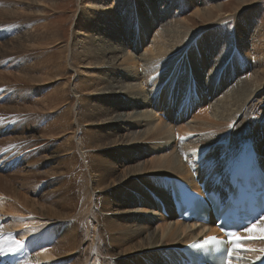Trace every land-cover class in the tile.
Here are the masks:
<instances>
[{"label": "bare ground", "instance_id": "1", "mask_svg": "<svg viewBox=\"0 0 264 264\" xmlns=\"http://www.w3.org/2000/svg\"><path fill=\"white\" fill-rule=\"evenodd\" d=\"M43 1L45 0H30L31 7L39 11L40 14L38 15L43 14L42 9H38ZM207 1L215 2V0ZM99 2L98 0V4L95 6L101 11H105L110 21L106 23L95 18L96 12H93L94 24L96 25L94 29L99 33L97 43L90 41L89 48H81L80 52H76L74 49L76 46L78 47L79 42L71 48L68 43L63 46L57 45L56 51L52 52L56 57L50 58L47 56L49 52L42 47L54 45L55 48V41L59 37H55L56 33H53V30L46 33L45 29L37 33L35 29V31L30 32V26L33 23L24 22L19 23L21 27L16 30V34L12 37L9 47L12 52L0 49V56H2L0 58L9 57L13 59L11 55L15 52L24 57L23 61L18 63L20 66L16 70L18 74L15 76L29 81L28 87H26L29 90L22 99L20 95L13 99V92L9 91V87L6 85L0 89L4 93V95H0L1 111L3 108L0 114V134L10 132V135L4 137L7 138V141L2 144L3 149L6 150L0 152V247L5 250V253L0 255V264H115L116 256L130 255L127 249L124 250L123 247L119 246V242L125 239L124 229L126 225L121 222L123 216L117 215L113 219L109 218L112 212L115 215L117 212H123L118 209L123 201L130 202V200H126L128 194L125 186L127 184H124L123 188L108 185L107 182L112 176L114 168H112L113 165L103 168L99 164V159H97L99 149H102L104 153L100 155L101 157L114 163L119 161L118 159L122 160L121 156H125L124 151L131 148V153L135 156L137 150L140 149L138 154L146 146L155 145L161 148L162 143L168 142L163 146L160 156L150 160L147 165L140 166V169L150 167L153 172L138 174L136 167L139 168L141 162L139 158L136 159L138 161L135 162L136 164L129 165L125 169L130 171L134 183L137 182L135 180L137 177L143 183L145 181L147 183V179H150L149 184H144L146 185L145 189L144 187L142 189L146 201L140 200L153 206L154 210L163 217L160 224L155 228L160 230L158 235L155 231L150 230L151 227L136 223L142 220L138 217L141 209L133 207V210L130 211L132 213V224L130 223V225L132 226L129 225L131 233L128 234V237L133 238L143 233L146 236V248L138 253L140 255H135L133 258L138 259L158 251L157 255L151 257L146 264H183V262H189L190 258L187 254L193 249L192 242L201 235L198 226L176 220L172 215L169 197L164 192V189L170 191L169 180L171 178L182 179L197 190L198 187L196 186L203 184L205 188H213L219 191V188L223 189L228 185L229 172L233 168V164L240 159L248 142H251L254 149L253 154L261 163L264 171V147H260L259 138L255 134H248L250 131L248 122L253 120V112L260 109L261 114H264V101L255 102L259 99V94L264 93V86L257 83L258 79L254 80L252 74L248 75L247 70L243 68L244 70L241 72L243 76L241 77V73L238 72L237 77H234V80L237 79V81L232 83L234 86L230 87L231 90L226 89L231 92L214 94L213 99L216 98V101L212 102V99L209 106L212 109L211 114L208 110L209 107H205V94L202 92L203 84L198 82L192 95L187 88V78L191 77L188 70L179 72L181 70V65L179 66V62L182 60L181 56H183L182 61L185 66L191 68V74H196L199 77L204 69L203 66L200 69L198 61H195L192 56L193 45L189 42L193 32L182 29L180 26L177 27L178 30L173 31L169 29L170 27L167 28L165 22L167 27L160 23L162 26L156 30L155 36H152L156 39L151 40L150 38L143 42L141 44L142 49L144 48L143 53L141 52L142 54L139 56L135 54L143 33L149 31L148 25L157 21L154 18L155 10L159 12L168 11L167 6H164L166 2H160L158 8L154 4H147L150 21L146 17L144 18L143 13L138 12L141 4L138 0H118L119 12L112 6L104 7L107 2L102 5ZM221 7L217 4L216 10H221ZM202 10H205V7L198 11L202 12ZM5 12L11 13L7 10ZM5 12H0V18L5 16ZM113 12L114 14L111 15ZM156 26L159 24L156 23ZM126 32L131 33L127 52H125V45L122 44L121 40L118 42L115 38L119 33L125 34ZM105 33L110 40L102 44L104 40L101 35ZM204 38H206L203 40L205 43L201 37H197L196 41L201 44L202 49H207V60H211L210 66L206 67L208 73L217 70V72L212 73L216 80L214 83L216 90L223 82V72L222 74L221 72L218 73L219 70L222 71L221 65H229L231 69L230 63L233 61V55L230 48L233 46V41L231 39L226 41V37L225 40L209 36ZM136 39L138 44L135 43ZM0 45L3 46V44ZM240 45L245 46L243 42ZM95 47L99 50L97 55L93 53ZM71 50H74L72 57L75 61L88 60L93 68L96 66L98 68L104 62L105 65L102 67L107 72L102 75V80L106 83L104 90H109V92L102 91L101 94H104L103 101L110 102L106 107L101 106L98 99L88 98L91 90L97 84L95 86L94 82L92 83L82 74L78 77V82L75 85L78 92L69 88L70 77L75 71L73 64L68 61L71 59L68 56ZM185 51L187 52L183 53ZM44 55L52 62L50 60L44 62L42 58ZM39 59H41L40 64H38ZM120 59L121 63H118ZM176 59H178L177 62H175ZM54 60L58 62L56 63ZM138 60L145 62L141 77L146 80V85L148 82L151 85L150 94L149 92L145 94V90L142 91V88H140L141 90L138 88L140 91L134 89L135 86L123 90L124 85L121 86L122 84L119 83L122 79L135 80L137 78L139 74ZM242 60L245 62L247 59L242 57ZM48 64L50 65L48 66ZM121 64L122 66H120ZM52 65L56 67L62 65L55 75L56 82L54 83H52L55 80L50 71ZM91 65L90 67H92ZM40 66L43 67L40 68ZM114 69L123 72V77L120 78L117 73L115 74ZM179 76L184 78L182 80L184 84L181 88L177 86V81L174 82ZM58 82H61L62 85L60 86ZM124 82L126 81L124 80ZM136 85L138 86V84ZM34 90L42 96L35 97ZM182 90H186V93L179 92ZM153 92H155L153 98H150ZM177 92L181 95L178 102L175 100ZM111 93L115 94L117 99L122 97V101L129 102L132 100L130 103H132L133 108L139 102L146 105L150 101V104L146 105L150 109L145 114H141L143 111L140 110H134L131 115L127 114L123 108L126 102L117 104ZM25 98L27 110L15 105L16 100H24ZM194 98L198 100V106L194 108L191 118L199 120L198 126L191 123L185 124L186 119L183 120L187 116L186 111H189L193 106ZM172 103L175 106L173 110ZM59 106H63L62 109L59 110ZM57 109L59 112H55ZM23 110L35 112V115L28 119L31 126L30 124L27 125V118L31 114H26ZM13 112L18 113L11 114ZM113 112H115L114 116L112 115ZM195 112L197 115H194ZM108 116L111 118H107ZM210 117L219 119L217 120L218 123H212L213 120ZM163 119L168 120V123H164ZM233 120L236 123L235 129L238 128L237 130L241 135L237 134L236 130L232 138H243L237 143L238 146L235 149L229 146L232 144L229 143L231 138H227L225 143L219 142L221 140L219 135L229 130L227 129L230 126L228 123ZM140 122H144L145 128L136 134L131 125L137 124L138 126ZM7 124L6 131L4 127ZM226 124H228L227 127ZM221 126L226 128L217 130ZM197 129L212 130L214 133L201 134L195 140L189 141L191 136L189 137L188 133L198 131ZM67 130L69 131L68 135L64 138ZM119 130L127 132L120 136L118 134V139H111ZM14 133L15 135H13ZM59 135L64 140L57 143ZM179 137L184 138V141H188V143L183 145L181 140H178L180 143H177L176 140ZM117 142L119 144H116ZM233 143L236 142L233 140ZM168 144L170 146H167ZM229 149H231V153L222 163L220 156ZM26 150L29 151L25 152ZM86 153L91 154L88 156ZM89 159L91 164H89ZM42 162H47L48 165L40 170L43 165ZM22 164L24 165L22 175L12 176L9 174L10 172L3 174L5 166L14 169L17 165L22 166ZM8 170L9 168H5V171ZM149 173L158 176H145ZM38 176H42V178H37ZM54 176L58 182H49ZM113 179L114 177H112ZM6 182H11L12 185H4ZM50 184H54L53 188L44 192L38 187V185L49 187ZM96 191L102 193L95 197ZM56 193H60V196L55 197ZM47 198L50 201H46ZM45 202L50 203V205L44 206L43 203ZM161 203L168 210L167 216L161 212ZM76 208L82 219V226L78 229L77 224L74 223L75 227L73 225L69 227L60 218H57L69 219L71 217L70 210H76ZM147 217L145 220H148ZM154 219L156 217H153ZM255 226V231H248L252 226L247 228L239 236L240 239L233 244L231 262L249 264L264 256V216ZM208 230L210 232L215 231L212 226ZM164 241L165 246H174L162 250L160 247ZM70 251L75 253L74 261H72V257H66ZM135 251H140V249ZM133 258L131 263L135 264ZM127 262L128 260H123L124 264Z\"/></svg>", "mask_w": 264, "mask_h": 264}, {"label": "rangeland", "instance_id": "2", "mask_svg": "<svg viewBox=\"0 0 264 264\" xmlns=\"http://www.w3.org/2000/svg\"><path fill=\"white\" fill-rule=\"evenodd\" d=\"M99 1H100L99 2L100 5H102L104 2H107V5H104V7L112 6V7L116 8L115 10L117 12H119L120 6L118 3V0H99ZM138 1L141 2V4L139 5L138 12L143 13L144 18L146 17L148 21H150V19H149V13L147 11L148 10L147 4H149V5L154 4V6L156 8H158L160 2L164 1V2H166V5H164V6H167L168 11L159 12V11L155 10L154 18L157 21L152 25L151 24L148 25V27H150L149 31L147 33H143L142 39L139 40L140 41L139 44L137 42V39L135 40V43H137L139 46L137 53L135 52L136 56H139L140 54L143 53L144 48L142 49V46H141V44L143 42H145L146 40H148L150 38H151V40L156 39L155 37H152V36H155L156 30L162 26L161 24L166 23L168 27L166 26V24L164 25V27H167V28L170 27L169 29H171L173 31L178 30L177 27L180 26V28H182V29H187V30L193 32V36L189 42V43H191V45H193L192 56L195 58V61L196 60L198 61V65L200 66V69H201V66H203L204 69H203V71L199 77L196 74H191V72H190L191 68L185 66V63H183V61H182L183 56H181L182 60L179 62V66L181 65V70L179 72L182 73L181 71L188 70L189 76H191V77L187 78L188 79L187 80V88H188V91L192 95H193L192 92L195 90L197 83L201 82V84H203L202 86H204V87H202V92L205 94V107L210 106V103H211L212 99L214 98V94L218 95L220 92L228 93L231 90L230 87L234 86V84H232V83L237 81V79L234 80V77L235 76L237 77L238 72L241 73L244 70L243 68H245V70H247L246 73L248 75L252 74V77L254 78V80L258 79L257 83L262 84L264 86V84H263L264 78H262L264 76V0H215V2L207 1V0H172V1H170V0L169 1L168 0H138ZM3 3H4V5H3ZM28 3H30V0H0V12H5L6 10H7V12L8 11L11 12L10 14H7L5 12L6 13V14H4L5 16H2L3 18H0V44H3V46H4L3 47L2 45H0V47H1L0 49L9 50L12 37H14V35L16 34V30L20 29V27H21L19 25V23L29 22V24L33 23L32 26H30L31 27L30 32L35 31V29H36L37 33H39L40 31H43L45 29H46V31H45L46 33L50 30H53V33H56L55 37H57V38L59 37L56 40L58 42L55 41V43H56L55 48L53 47L54 45H51V46L44 45V47H42L47 52H49V53H47V56H49L50 58L52 56L56 57V55L53 54L52 52L56 51L57 45L63 46L65 43L70 44V48H71V47H75L76 46L75 44L77 42H79L78 47L76 46L74 50L76 52H80L82 50L81 48H89L90 41L91 42L93 41L96 43L98 41V33L99 32L96 29H94V26H96L94 24L95 18H98V19H100L106 23H108L110 21L108 14L103 10L101 11L98 7L95 6L96 4H98V0H45V1L41 2V7L40 6H39L40 8L38 7V9H42V11H43L42 15H38V14H40L39 11H37V9H35L34 7H31V3L30 4H28ZM217 4L222 6L221 7L222 9L219 11L216 10ZM36 6H37V4H36ZM204 7H205V10H202V12L198 11L200 8L203 9ZM34 9H35V11H33ZM193 10H194V12H193ZM98 11H101V12H98ZM93 12H96L95 18H93V15H94ZM113 14H114V12L111 15H113ZM210 15H211V17H210ZM156 23L159 24V26H156ZM184 24H185V27H184ZM173 25H175V26H173ZM186 26H188V27H186ZM42 28H44V29H42ZM111 31H114V30H111ZM116 34H118V33H116ZM101 36H102L101 38L104 40V42L102 44H104L105 42L110 40L107 37L106 33L101 35ZM130 36H131V33L126 32L125 34L119 33V35H117L115 37V38H117L116 40H118V42H119V40H121L122 44L125 45V52L128 51L127 46H129L128 40H129ZM205 36H207V37L208 36L209 37H219V38H223L224 40L227 38L226 41H229V39H231L233 41V46L230 48V50L232 49V55H233V61H231V63H230L231 69H230L229 65L228 66L226 64L221 65L220 68L222 71L219 70L218 73L221 72V74H222V72H223V75H224L222 78L223 82H221V84L218 86V89H216V90L214 88V83L216 82V80L213 78L212 73L217 72V70H214V71L208 73V71L206 70V67L210 66L211 60L210 61L207 60V49H202L201 44H198V42L196 41L197 37H201L202 41L205 40L206 39V38H204ZM241 42H243L245 44L244 47H242L240 45ZM203 43H205V42L203 41ZM48 44H49V42H48ZM99 44H100V41H99ZM74 50L73 51L71 50V52L69 51L70 53H68L69 58H71V59H68V61L71 62L73 64V66L75 67L73 69V70H75L74 74H72L70 77L69 88L71 90H75L76 92H78V88L75 85L78 82V77L82 74L84 77H87L92 83L94 82L95 86L97 84V86L94 87L93 90H91L92 93L90 92V95L88 98H92V100L98 99L101 103V106L106 107L108 104H110V102L103 101L104 94H101L102 91L109 92V90H104L106 88L105 87L106 83H105V81L102 80V75L104 74V72H107L102 67L103 65H105L104 62H103V65L100 64L98 66V68H97V66L93 68V65L88 63L89 62L88 60H83L81 62H80V60L75 61V59L72 57ZM9 51L12 52V50H9ZM98 51L99 50L97 49V47H95L93 49L94 54L98 53ZM186 52L187 51H185L183 53H186ZM183 53H182V55H183ZM0 57H2V56H0ZM11 57H13V59H10L9 57L8 58H0V89L2 86L6 85L9 87L8 90L13 92V99H15L17 95H20L21 99H22L24 94H26L29 90V88H26V87H28L29 81L28 80H22L18 76H15V75L18 74L16 70H18V68L20 66V64H18V63L23 61L24 57L19 55L17 52H15V54H12ZM242 57L246 58L247 60H245V62H244L242 60ZM42 58L44 59L43 60L44 62L47 60H50V62H52V60L47 58L45 55L42 56ZM41 59L38 60V64H40L39 61H41ZM119 61L120 62H118V63H121V59ZM177 61H178V59L175 60V62H177ZM9 62H10V64H8ZM54 62L57 63L58 61L54 60ZM138 63H139V69H138L139 74L137 75V78L135 80H133V79H131V80L122 79V81L119 83L122 84L121 86L124 85L123 90L131 89L135 86L134 89H137L138 91H140L141 90L140 88H142V91L145 90V94L148 92L150 94V92H151L150 90L152 88L151 85L149 84V82L146 85L145 84L146 80H143V78L141 77V75H142L141 71H142V68H145V65H143V64H145V62L138 60ZM141 63H142V65H141ZM49 65L50 64H48V66ZM90 65L92 67H90ZM233 65H234V67H233ZM61 66H59V67H56L54 65L51 66V68H50L51 75L53 76V79L55 80V81H52V83L56 82L55 75L57 74V71L59 69H61ZM120 66H122V64ZM41 67H43V66H40V68ZM108 68H110V67H108ZM254 69H256L255 70L256 72H258L257 74H256V72L254 73ZM208 70H209V68H208ZM114 72H115V74L117 73L120 78L123 77L122 76L123 72L118 71V69H114ZM179 72H178V75H179ZM232 72H233V74H231ZM253 74L254 75L256 74V75L254 76ZM20 76H21V74H20ZM240 76L241 77L243 76L242 73ZM207 77H208V79H207ZM261 78H262V80H261ZM183 79H184L183 77L179 76V77H176V79L174 81L175 83L177 81V86H179V88H181L184 84L182 81ZM124 80L126 82H124ZM7 81L9 83H6ZM261 81H263V82H261ZM134 82H135V84H134ZM58 84L60 86L62 85L61 82H58ZM127 84H129V85L132 84V85L129 86ZM136 84H138L139 87ZM76 88H77V90H76ZM226 89H230V90H226ZM179 92L180 93H186V90H182V92L181 91H179ZM154 93L155 92L152 93L150 98L151 97L153 98ZM33 94H35V97L36 96L37 97L42 96L38 91H35V90H34ZM262 94H259V96H258L259 99L255 102H258L260 100L264 101V93L262 92ZM0 95H4V93H2V91H0ZM111 96L113 97V100H115V102L117 101L116 102L117 104H121V102L122 103L126 102L125 105H123V108H124V112H127V114L128 113L130 115L133 114L134 110L135 111L136 110L143 111V112H141V114L142 113L145 114V112L147 113V110L150 109L149 106H146V105L150 104L149 103L150 101L146 105H143L141 102H139L133 108L132 103H130V102H132V100H129V102L126 100L122 101V99H123L122 97L117 99L115 94L113 95V93H111ZM179 96L181 97V95H179L177 92V94H175L176 102H178ZM21 99L16 100L15 105L17 107H20V108L27 110V106L25 105V104H27L26 98L24 100H21ZM214 101H216V98H215V100L213 99L212 102H214ZM1 104H2V101L0 99V107L2 106ZM197 106H198V100L196 98H194L193 106H191L189 111L188 110L186 111L187 116L183 118V120L186 119L185 124L191 123L193 125L198 126L199 120L191 118V114L193 113L194 108ZM59 107H60L59 108V110H60V109H62L63 106H59ZM174 107L175 106L172 103V110L174 109ZM25 110H23V111H25ZM59 110L57 109V110H55V112L56 111L59 112ZM208 110L212 114L211 107H209ZM2 111H3V108H2ZM2 111L0 109V114ZM261 112L262 111H260V109H256L253 112V114H254L253 120L248 122V127L250 128V131L248 134H250V133L255 134L259 138V145L262 148V147H264V114L262 115ZM6 113H8V112H6ZM15 113H18V112H13L11 114H15ZM24 113L31 114L27 118V125H29L30 123H28V119L31 116L35 115V112L34 111H25ZM112 115L114 116L115 112H113ZM194 115H197V113L195 112ZM107 118L110 119L111 117L108 116ZM210 118H211V120H213L212 123H214V124L218 123L217 120H219V119H217L216 117L214 119L212 117H210ZM170 120H169V122H170ZM164 121H165L164 123H168V120H164ZM225 122L227 123V120ZM140 123L138 126H137V124L131 125V127L133 128V130L135 131L136 134L142 132V129L145 128L144 122L143 123L140 122ZM228 124L234 125L233 126L234 128L233 127H227ZM228 124H226L225 126L229 130L227 132H225L224 134L219 135V137L221 139L219 142L225 143L227 138H231L229 143H232L233 145L230 144L229 146H231L232 148L235 149V147L238 146L237 143L240 140H242L243 138L233 139L232 135L235 134V131L238 128L235 129L236 123L234 120L229 121ZM30 126H31V124H30ZM7 127H8V124L4 127V129L6 131H7ZM223 128H224V126L223 127L221 126L217 130H221ZM197 130L198 131H192V132L188 133L189 137L190 136L192 137V138L191 137L189 138V141L195 140L201 134H206L208 132L214 133L212 130H210V131L209 130L205 131V130H201V129H197ZM61 131H63V130H61ZM68 132H69L68 130L65 132L64 138H66V136L68 135L67 134ZM124 132H127V131L119 130L113 137H111V139H118L119 137H117V135L118 134H119V136L121 134L124 135ZM9 133L10 132H8V133L4 132V133L0 134V150H3L0 152H4V150H6V149H3L2 144H4V142L7 141V138H4V137H6L7 135H10ZM237 134H239L238 130H237ZM13 135H15V133ZM239 135H241V134H239ZM11 136H12V134H11ZM61 138L62 137H60V135H59V137H57V139H58L57 143H59V141L62 142V140H64V138L63 139H61ZM178 140H181V144H183V145L188 143V141L185 142L184 138H182V137L181 138L179 137L176 140L177 143H180V141H178ZM233 140L236 143H233ZM165 143H168V142L162 143L161 148H158L155 145H150V147L146 146L143 148L142 152L137 154V152L140 151V149H139L136 151L135 156L133 153H131V150H132V148H131L129 150L124 151L125 156L124 155L121 156L122 160L118 159L119 161L114 162V163L110 162V160L106 161V158L100 156V155L104 154L102 149H99L97 151V159H99V164H101V166L103 168L111 167L112 165H113L112 168H114V172L107 182L108 185H110L111 187L123 188L124 184H127L125 186L126 193L128 194V197L126 200H130V202L123 201V203L120 206H118V209L122 210L123 212H119V213L117 212L116 215H115V213L112 212L109 215L110 219H113L117 215L123 216L121 218V220H122L121 222L125 223V225H126V227L124 229L125 239L122 242H119V246L123 247L124 250L127 249L128 250L127 252L130 253V255L116 256L115 257V264H124L123 260H128V262L126 264H133V263H131V262H133L132 258L135 255H140L138 253L142 252L143 249L146 248L145 233H143L142 235H140V234L136 235L133 238L128 237V234L131 233L129 227L132 226V225H130V223L132 222V217H131L132 213L130 211L133 210V207L134 208L138 207L139 209L142 210L140 213H138V217L142 220L137 221L136 223H140L146 227H148V226L151 227L150 230L155 231V233H157L158 235L160 233V230H156L155 228H157V226L160 224V220L163 219V217L158 212H156L154 210L153 206H150L148 203L144 202V201H146V198H145V196H143L144 190L142 191V189H143V187L145 189V186L149 184L150 179H147V183H146V181L143 183L137 177V178H135V180L137 182L134 183L133 182L134 179L130 176V171L128 169L127 170H125V169L127 166L134 165L135 162H138L136 159L139 158V160L141 162L139 163L140 164L139 168H138V166L136 167V172L140 175L146 174L148 172H153L150 167L140 169V166L147 165L150 160H154L156 158V156H158V155L160 156L161 155L160 152L163 149V146L165 145ZM116 144H119V143L117 142ZM167 146H170V145L168 144ZM223 146H227V145H223ZM210 148H212V147H210ZM214 150H216V148H214ZM27 151H29V150H26L25 152H27ZM230 153H231V149L225 151V153L220 156L222 163L229 157ZM86 154L89 156V154H91V153H86ZM11 159H14V158L11 157ZM35 159H37V158H35ZM42 164L43 165H42L40 170H43L48 165L47 162H42ZM89 164H91L90 159H89ZM98 166H100V165H98ZM5 168L6 169L9 168V170L5 171ZM23 168H24L23 164H22V166L17 165V167H15L14 169L10 166H5L3 168V170H4L3 174L10 172L9 174H11L12 176L22 175L24 173ZM21 171H23V172H21ZM16 172H18V173H16ZM145 176H158V175H156L154 173H149ZM170 176H172V175H170ZM170 176H169V178H170ZM112 177H114L113 180H112ZM37 178L41 179L42 176H38ZM119 178H121V179H119ZM49 182H58V180L54 176V178H52ZM9 184L12 185L11 182H6V184L4 183V185H9ZM144 184H146V185H144ZM53 186H54V184H50L49 187L44 186V185L43 186L38 185V187H40V190H42L43 192L50 190L51 188H53ZM101 193H102L101 191H99V192L96 191L95 197L100 195ZM29 195L32 196V194H29ZM59 196H60V193L55 194V197H59ZM137 196H139V197H137ZM93 197H94V195H93ZM48 198H50V197H48ZM48 198L46 201H50V199L48 200ZM140 199L144 200V201H141ZM43 205L48 206V205H50V203L45 202V203H43ZM69 214L71 215V217L67 220L63 219L62 217H57V218H60L61 221H63L69 227L71 225H73L75 227V224H77L76 225L77 229L79 227H81L82 226L81 214L79 213L77 208H76V210H72V211L70 210ZM147 216H149V217H147ZM146 217L148 218V220H145ZM153 217H156V219L153 220ZM151 220H153V221L151 222ZM70 223H72V224H70ZM48 231H49V229H48ZM109 242H110V239H109ZM175 245H182V244H175ZM173 246L174 245L165 246V241H164L162 243V246L160 247V249L165 250V248L173 247ZM137 249H140V251H135ZM118 250H120V249H118ZM73 251H70L68 253V255L66 256L67 258L72 257V261H74V258H75V253H73ZM157 253H158V251L152 255H147L145 257L141 256L138 259L133 258V260L135 261V264H146V262L149 261V259L151 257L152 258L155 257L157 255Z\"/></svg>", "mask_w": 264, "mask_h": 264}, {"label": "snow or ice", "instance_id": "3", "mask_svg": "<svg viewBox=\"0 0 264 264\" xmlns=\"http://www.w3.org/2000/svg\"><path fill=\"white\" fill-rule=\"evenodd\" d=\"M234 125H230L229 127H233ZM255 229H256V226L255 225H253L252 226V228H249L248 229V231L249 232H253V231H255ZM240 238L239 237H237L236 238V240L238 241ZM214 240V238L213 237H209V242H211V241H213ZM194 247L196 246V245H193ZM5 253V250L2 248V247H0V255H3Z\"/></svg>", "mask_w": 264, "mask_h": 264}]
</instances>
